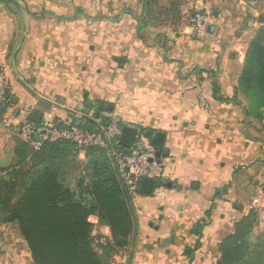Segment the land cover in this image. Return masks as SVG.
<instances>
[{
  "label": "crops",
  "instance_id": "obj_1",
  "mask_svg": "<svg viewBox=\"0 0 264 264\" xmlns=\"http://www.w3.org/2000/svg\"><path fill=\"white\" fill-rule=\"evenodd\" d=\"M152 1L0 0V63L13 98L0 120V178L34 113L37 124L77 126L85 116L161 132L163 177L135 198L130 246L111 264H219L223 240L251 211L240 262L264 264V114L249 122L235 102L215 100L208 74L232 99L264 3L248 12L247 0H200L209 21L195 32L184 8ZM88 102L105 104L100 119ZM137 140L155 149L144 134ZM90 221L93 237L112 240L97 217ZM0 264H34L17 224L0 226Z\"/></svg>",
  "mask_w": 264,
  "mask_h": 264
},
{
  "label": "trees",
  "instance_id": "obj_2",
  "mask_svg": "<svg viewBox=\"0 0 264 264\" xmlns=\"http://www.w3.org/2000/svg\"><path fill=\"white\" fill-rule=\"evenodd\" d=\"M157 1L151 2L153 7ZM258 23L262 26L249 44L232 99L221 95L218 74H208L214 80L215 100L235 102L247 121L260 123L264 114V16ZM102 121L104 127L113 122L110 118ZM14 139V163L1 171L0 225H18L34 264H111L116 253L129 248L134 230L132 206L105 149L87 150L90 159L84 164L71 143H46L36 152L18 136ZM70 176H74V186ZM91 217L111 230L112 240L102 254L94 245ZM256 218L251 211L236 224L234 234L223 240L219 264H241L238 250Z\"/></svg>",
  "mask_w": 264,
  "mask_h": 264
},
{
  "label": "built area",
  "instance_id": "obj_3",
  "mask_svg": "<svg viewBox=\"0 0 264 264\" xmlns=\"http://www.w3.org/2000/svg\"><path fill=\"white\" fill-rule=\"evenodd\" d=\"M209 15L203 7H198L190 21L195 32L205 30L208 26ZM13 102L9 91L7 70L0 63V120L5 108ZM203 107L208 102L201 99ZM121 126L113 121L107 127L98 123L93 128L77 127L76 125H63L62 122H48L37 124L24 120L18 129V136L34 151H40L46 143L68 142L76 150L86 152L90 149H105L116 171L117 178L127 198H136L140 194V186L144 179H152L158 185L163 177V166L157 158L156 150L145 148L143 140H136L131 150L118 149L114 142H118ZM264 216V212H263ZM264 218V217H263ZM109 240L103 236L94 237L95 246H106Z\"/></svg>",
  "mask_w": 264,
  "mask_h": 264
},
{
  "label": "water",
  "instance_id": "obj_4",
  "mask_svg": "<svg viewBox=\"0 0 264 264\" xmlns=\"http://www.w3.org/2000/svg\"><path fill=\"white\" fill-rule=\"evenodd\" d=\"M15 53L13 54V60L15 57ZM87 108L89 109H94L95 112V118L96 120L100 119L102 113L104 112V110L106 109L105 104H94L92 102H88L87 104ZM108 112L111 113L112 112V108H107ZM83 118L86 119L87 122H85L84 124H82L81 121H78L77 123V127H81V125L83 126V128H86V126L88 125V122L90 123H95L94 120L89 119L85 116H82ZM42 115L39 113H34L33 117H32V121L33 122H37L39 123L41 121ZM120 126H121V134H120V138H119V146L122 147L125 150H131L136 142V140L142 135L144 134L145 137L147 139L151 140V145L156 149V155L157 158L160 160L162 155L165 154V152L163 151V147H164V140H165V135L161 132H157L154 133L150 130L142 133L139 129L131 127V126H122L121 125V121L118 120L117 122ZM98 124L95 123V126H97ZM156 182L152 179H144L141 183L140 186V193L142 195H151L156 187ZM171 186V185H170Z\"/></svg>",
  "mask_w": 264,
  "mask_h": 264
},
{
  "label": "rangeland",
  "instance_id": "obj_5",
  "mask_svg": "<svg viewBox=\"0 0 264 264\" xmlns=\"http://www.w3.org/2000/svg\"><path fill=\"white\" fill-rule=\"evenodd\" d=\"M198 1H200V0H192V2L190 1L191 3L189 1H186V0H184V1L183 0L182 1L181 0H175L174 2H172L170 0H163V1L162 0H158L157 1V4L155 5V8H161L162 6H164V8L169 9L170 7L173 6V4H174V6L177 4L179 6V8H184V12H186L185 21L187 23H190V21H191V19L193 17L194 12L198 8L197 7L198 6V4H197ZM162 2H163V4H162ZM254 3H255V1H253V0H251V1H249L247 3V5H248V7H247L248 12H251V11L254 12L255 11V7L258 6V4L256 6H254ZM262 16H264V15H262ZM259 28L255 29L254 32L252 33V35L250 37V42L252 41V39L256 35V32L258 31ZM250 42H249V44H250ZM248 47H249V45H248ZM114 147L115 148H118V149L120 148V146L118 145V142L117 141L114 142ZM73 178H74V176H70L69 177V179H70L69 182L71 183V186H74V183H75V181L73 180ZM139 196H140V194H139ZM134 201H135V198L130 199V204H131L132 207H134ZM91 219H92V217L90 218V220ZM105 247L106 246H96L95 248H99L100 250L104 251V248Z\"/></svg>",
  "mask_w": 264,
  "mask_h": 264
}]
</instances>
